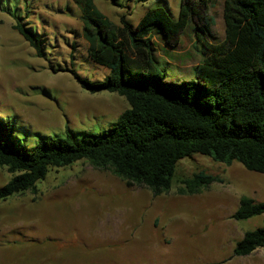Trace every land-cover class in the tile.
I'll list each match as a JSON object with an SVG mask.
<instances>
[{
    "label": "rangeland",
    "instance_id": "374dc122",
    "mask_svg": "<svg viewBox=\"0 0 264 264\" xmlns=\"http://www.w3.org/2000/svg\"><path fill=\"white\" fill-rule=\"evenodd\" d=\"M0 0V118L12 134L34 147L42 136L79 137L116 123L129 107L116 92H91L78 77L102 81L109 68L88 55L81 11L74 0ZM42 35L44 54L16 28L18 19ZM119 24L126 16L137 25L151 8L179 16L182 0H96ZM208 31L191 22L167 46L157 35V55L170 80L195 78L193 67L205 57L204 41L225 37L224 0H210L203 12ZM200 33L202 39L197 38ZM49 45L50 48H46ZM204 171L216 177L198 192L185 179ZM13 173L0 166V186ZM26 191L0 202V264H264V248L237 256L234 249L247 230L264 223V214L236 220L242 196L264 201V173L235 161L226 164L194 154L181 159L169 191L154 195L143 186L128 187L110 170L81 159L53 167ZM186 189V190H185Z\"/></svg>",
    "mask_w": 264,
    "mask_h": 264
},
{
    "label": "trees",
    "instance_id": "16d2710c",
    "mask_svg": "<svg viewBox=\"0 0 264 264\" xmlns=\"http://www.w3.org/2000/svg\"><path fill=\"white\" fill-rule=\"evenodd\" d=\"M74 1L89 57L110 70L102 81H79L94 93L120 94L129 107L104 131L42 136L32 148L12 134L9 120L0 118V166L13 173L0 186V202L26 191L37 193V182L51 168L81 159L112 171L128 187H147L154 195L171 189L178 162L194 154L228 165L237 161L264 173V0H224L223 41H204L205 57L193 67L196 77L180 81L168 78L152 38L157 35L165 45L175 46L179 34L196 20L204 25L196 23L194 29L205 34L209 23L203 12L210 0H182L177 19L164 7L151 8L137 25L125 15L115 23L96 0ZM11 5L16 28L43 55L42 35L20 21L15 1ZM197 38L202 39L200 33ZM215 179L202 171L184 182L192 193ZM262 214L264 201L244 195L232 217ZM258 247L264 248V223L244 233L234 254L249 255Z\"/></svg>",
    "mask_w": 264,
    "mask_h": 264
}]
</instances>
